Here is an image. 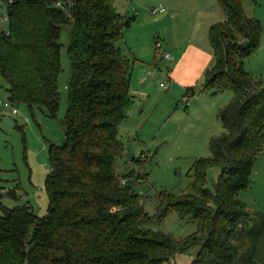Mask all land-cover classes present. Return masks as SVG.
Returning <instances> with one entry per match:
<instances>
[{
    "label": "trees",
    "instance_id": "obj_1",
    "mask_svg": "<svg viewBox=\"0 0 264 264\" xmlns=\"http://www.w3.org/2000/svg\"><path fill=\"white\" fill-rule=\"evenodd\" d=\"M223 13L210 23L212 54L201 89L231 90L217 107L221 130L208 137L205 157L190 165L188 189L155 192L148 215L130 179L143 177L144 154L130 157L120 175L115 159L123 151L117 124L132 102L122 30L129 16L113 0H11L0 28V76L7 99L53 115L57 105L59 29L68 25L69 65L59 143L46 146L43 215L25 206L0 208V264H164L196 244L187 264H230L237 255L229 235L246 218L237 198L248 187L253 160L264 144V83L241 60L257 46L260 26L243 13L241 0H215ZM191 92H196L195 90ZM218 172L209 189L205 169ZM174 211L194 229L174 238L146 226Z\"/></svg>",
    "mask_w": 264,
    "mask_h": 264
},
{
    "label": "rangeland",
    "instance_id": "obj_2",
    "mask_svg": "<svg viewBox=\"0 0 264 264\" xmlns=\"http://www.w3.org/2000/svg\"><path fill=\"white\" fill-rule=\"evenodd\" d=\"M129 1L115 0L114 4L122 12L128 9V24L137 19L135 32L142 44H146L144 50L149 58L141 62L142 69V66L134 67L131 64L129 93L132 102L126 108V116L117 124V137L122 142L123 151L115 159V170L120 175L132 167L129 161L131 156L145 155L143 161L140 158L143 177L136 181L130 179L129 182L140 196L144 211L150 215L154 209L156 191H187L191 162L208 154V137L221 130L216 109L229 100L231 90L212 93V90L198 88L197 84L196 95H186L189 103L185 107L178 101L180 95L172 96L169 89L159 86L158 82L165 81L164 71L169 60L155 55L165 51L166 47V39L159 30L163 21H156L155 18L163 8L165 11L168 7L182 9L183 5L176 0ZM241 4L243 13L256 19L260 26L257 46L242 58L241 66L252 76L262 79L260 86L264 83V0H241ZM156 5L163 8L152 11ZM5 24L6 21H0V28ZM67 30L68 25L60 26L57 105L53 115L46 114L41 107H28L24 103H16L17 112L9 113L8 108L1 105L8 93L6 82L0 76V208L25 206L38 216L45 212L47 196L44 178L49 170L46 146L49 142L59 143L63 136L60 120L64 113L69 77L65 50ZM217 172L216 166L205 169L204 185L207 188L212 187ZM145 225L168 232L174 238L194 229L192 222L179 219L174 211H169L160 220L150 219ZM196 249L197 245L194 244L186 251L173 254L164 264H187Z\"/></svg>",
    "mask_w": 264,
    "mask_h": 264
},
{
    "label": "crops",
    "instance_id": "obj_3",
    "mask_svg": "<svg viewBox=\"0 0 264 264\" xmlns=\"http://www.w3.org/2000/svg\"><path fill=\"white\" fill-rule=\"evenodd\" d=\"M133 1L129 2L133 3ZM176 1L183 5L182 9L168 7L165 11L161 5L154 7L163 8L155 20L163 21L159 30L166 39L165 51L171 55V58L167 59L169 61L165 69L170 79L168 89L172 96L180 95L178 101L182 105L180 98L184 94L195 96L196 94L191 92L195 90V85L198 84V88L202 87L203 71L212 61L206 30L210 23L221 20L223 13L217 4L215 5L214 0ZM114 3L115 0L113 5L121 13L122 10ZM127 11L128 9L122 14L128 16ZM136 23L137 19L134 18L123 28L125 31L121 35L122 46L125 53L133 57L134 67L142 66L141 62L149 58L144 50L146 44H142L140 36L135 32ZM140 68L142 69L143 66ZM137 75L140 81V73ZM188 103L187 99V104L184 106L186 107ZM249 179L248 187L239 190L236 195L243 203L247 216L235 225L229 235L230 243L237 250L236 258L230 264H264V144L253 160Z\"/></svg>",
    "mask_w": 264,
    "mask_h": 264
},
{
    "label": "built area",
    "instance_id": "obj_4",
    "mask_svg": "<svg viewBox=\"0 0 264 264\" xmlns=\"http://www.w3.org/2000/svg\"><path fill=\"white\" fill-rule=\"evenodd\" d=\"M11 0H0V21H6L7 19V14H6V7H5V4L7 2H10ZM162 8L159 6V7H153L152 8V11H156V10H161ZM3 29H5L3 27ZM155 55H157V57H162V58H165V59H170L171 58V55L166 52V51H162L161 53L160 52H157L155 53ZM151 72L150 71H147V74H150ZM164 78H165V81L162 83V82H158V85L161 86L163 89H168L169 88V83H170V79L168 77V73L167 71H164ZM180 102L182 103V105H186L187 104V97H186V94H184L181 98H180ZM1 105L3 107H7L8 110H9V113H16L17 110H16V107L15 105L10 102L7 98H5V100L1 101Z\"/></svg>",
    "mask_w": 264,
    "mask_h": 264
}]
</instances>
